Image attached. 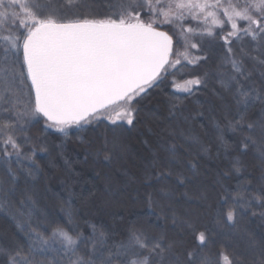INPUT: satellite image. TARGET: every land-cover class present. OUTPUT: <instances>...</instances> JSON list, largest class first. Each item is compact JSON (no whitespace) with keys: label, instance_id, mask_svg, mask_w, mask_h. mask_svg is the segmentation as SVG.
<instances>
[{"label":"snow or ice","instance_id":"obj_1","mask_svg":"<svg viewBox=\"0 0 264 264\" xmlns=\"http://www.w3.org/2000/svg\"><path fill=\"white\" fill-rule=\"evenodd\" d=\"M93 7L87 0H0V212L16 221L24 237L23 242L0 237L5 264H264V0H110L100 18L92 15ZM203 37H218L223 55L212 73L182 83L174 79L176 93L167 113L156 116L165 123L166 139L144 174L152 188L144 198L151 214L177 222L175 189L186 187L197 174L191 161L185 171L183 157L192 155L194 144L208 151L193 131L207 119L205 112L183 105L178 93L191 96L194 88H207L214 80L224 124L214 116L212 121L225 157L232 147L224 140L227 131L237 137V151L260 161L259 177L239 181L221 198L224 204L231 201L223 213L231 229L226 235L245 239V251L205 252L212 237L197 233L189 220L181 222L195 233L197 246L190 250L165 231L153 233L135 222L123 239L96 225H90L89 236L53 227L39 206L34 183L41 170L33 140L41 137L28 135L33 121L46 118V128L65 137L73 126L84 130L101 121L113 132L134 125L150 88L188 65L207 61L191 53L200 48L194 38ZM216 110L213 106L209 113ZM20 139L32 145L29 151ZM124 150L119 137L104 136L91 154L111 161ZM243 167L240 156H233L223 176L241 174ZM245 217L259 220V237L242 226Z\"/></svg>","mask_w":264,"mask_h":264},{"label":"trees","instance_id":"obj_2","mask_svg":"<svg viewBox=\"0 0 264 264\" xmlns=\"http://www.w3.org/2000/svg\"><path fill=\"white\" fill-rule=\"evenodd\" d=\"M87 2L94 6L92 15L96 18L108 12L106 4L110 0ZM192 26L196 25L193 23ZM241 26L243 27V23ZM164 30L171 34L168 27ZM247 41L248 38H245L244 43ZM193 42L198 43L200 48L191 50L192 56L207 57V61L201 59L198 66L188 65L182 69V73H177L175 77L166 76L159 86L150 88L148 95L138 105L140 112L134 125H125L123 129L113 132L107 121H101L86 126L84 130H77L73 126L65 137L55 128H46V118L40 117L33 121L28 135L34 138L41 137L38 141L33 140L37 148L35 160L41 170L34 183L38 191L39 206L47 213L53 227L59 224L69 231L75 228L83 235L89 236L92 234L90 225H96L103 227L114 238L123 239L129 224L135 222L144 225L153 233L165 231L170 239L176 240L184 249L190 250L197 246L195 233L181 222L189 220L194 222L197 233L203 231L211 235L212 243L205 252L217 254L221 250L229 253L245 251L247 244L245 239L226 235L231 229L223 213L227 211L231 201L224 204L221 198L227 194L225 189L234 191L239 181L259 177L260 161L251 153L243 155L237 151L235 147L237 137L227 131L224 133V140L232 147L228 157H225L212 121L214 116L221 126L224 124L219 112V100L213 93V89L216 88L214 80L208 82L207 88L203 86L194 88V94L191 96L178 93L183 105L205 112L207 119L200 120L193 131L200 142L207 146L208 151L203 152L199 144H194L191 147L192 155L183 157L185 171L188 172V162L191 161L197 166V174L186 187L182 185L175 189L173 207L178 217L177 222L174 224L171 218L158 219L156 215L151 214L144 198L145 192L152 191V188L147 186L144 174L150 170L153 153L162 152L161 146L166 139L162 131L165 123L157 120L156 116L167 113L168 102L173 99V93H176L173 87L174 79L182 83L193 75L202 76L205 71L212 73L219 62V57L223 55L222 42L218 37L194 38ZM213 106L217 110L210 114L209 109ZM152 112L155 116L151 115ZM114 135L119 137L125 146L123 152L117 154L111 161L97 159L91 154L104 136L111 139ZM18 142L25 152L32 147L25 144L22 139ZM42 148H46L47 151H42ZM236 155H239L244 163L241 174L230 173L224 177L223 173L228 170L229 161ZM24 163L25 166H31V161ZM151 183L153 187H158L155 180ZM253 184H257V181L253 180ZM185 192L191 199L183 195ZM69 212L71 228L66 223L69 220ZM241 223L242 226L247 225L249 230L259 237L262 231L259 220L252 218L249 221L245 217ZM0 237L24 241L16 221L3 212H0ZM6 259V256L0 255V264H5Z\"/></svg>","mask_w":264,"mask_h":264},{"label":"rangeland","instance_id":"obj_3","mask_svg":"<svg viewBox=\"0 0 264 264\" xmlns=\"http://www.w3.org/2000/svg\"><path fill=\"white\" fill-rule=\"evenodd\" d=\"M151 115L155 116V113H154V112H152V113H151Z\"/></svg>","mask_w":264,"mask_h":264},{"label":"water","instance_id":"obj_4","mask_svg":"<svg viewBox=\"0 0 264 264\" xmlns=\"http://www.w3.org/2000/svg\"><path fill=\"white\" fill-rule=\"evenodd\" d=\"M162 30H164V29H162ZM165 31H167V30H165ZM175 46V45H174Z\"/></svg>","mask_w":264,"mask_h":264}]
</instances>
